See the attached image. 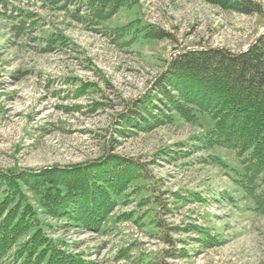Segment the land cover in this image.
Segmentation results:
<instances>
[{
  "label": "rangeland",
  "instance_id": "obj_1",
  "mask_svg": "<svg viewBox=\"0 0 264 264\" xmlns=\"http://www.w3.org/2000/svg\"><path fill=\"white\" fill-rule=\"evenodd\" d=\"M89 17L77 0H0V169L40 170L109 154L144 165L159 204L141 205L152 195L137 193L117 205L100 233L61 222L50 231L66 251L95 264H157L173 246L190 254L168 264H264V214L234 184L232 154L198 147L204 129L180 118L147 130L121 123L122 113L148 96L155 100L157 81L179 51H245L264 35V14L202 0H138L101 24ZM137 20L170 37L116 40L113 29ZM192 192L203 200L173 196ZM124 213L133 218L119 220ZM156 218L172 245L152 224ZM198 230L215 246H201ZM121 250L128 256L119 258Z\"/></svg>",
  "mask_w": 264,
  "mask_h": 264
},
{
  "label": "trees",
  "instance_id": "obj_2",
  "mask_svg": "<svg viewBox=\"0 0 264 264\" xmlns=\"http://www.w3.org/2000/svg\"><path fill=\"white\" fill-rule=\"evenodd\" d=\"M77 1L89 10L91 24H101L121 9L138 3V0ZM202 1L246 15L264 14L257 0ZM79 11L76 9L73 15L78 20ZM16 28L20 33L22 27ZM112 33L118 41L128 36L131 40L170 37L161 29L141 25L138 20L119 26ZM86 91L84 86L80 95ZM154 98L152 101L148 96L136 109L122 113V125L147 130L180 118L202 126V134L196 137L198 147L220 148L233 155L237 164L229 169L234 184L251 201L252 209L264 214V35L240 52L179 51L159 77ZM155 101L162 107H156ZM165 110L171 113L165 115ZM213 162L228 167L219 157H214ZM153 188L144 165L115 154L40 170L0 169V264H95L82 254L66 251L64 243L52 238L50 231L61 222L64 228L100 233L117 205L133 194L152 195L151 201L143 200L141 205L159 204ZM173 196L178 201L203 200L193 192L189 197L178 193ZM131 218L133 213L118 217ZM153 222L161 238L172 245L168 227L159 218ZM207 234L198 230L197 242L205 247L215 246ZM120 252L119 258L128 256L127 251ZM189 254L173 246L154 262L168 264L167 258H187Z\"/></svg>",
  "mask_w": 264,
  "mask_h": 264
},
{
  "label": "water",
  "instance_id": "obj_3",
  "mask_svg": "<svg viewBox=\"0 0 264 264\" xmlns=\"http://www.w3.org/2000/svg\"><path fill=\"white\" fill-rule=\"evenodd\" d=\"M262 34H263V33H262ZM262 34H261V35H262ZM261 35H259L258 38H260ZM258 38H257V39H258ZM257 39H256L251 45H249V47H248L247 49H249V48H250V47H251V46L257 41Z\"/></svg>",
  "mask_w": 264,
  "mask_h": 264
}]
</instances>
